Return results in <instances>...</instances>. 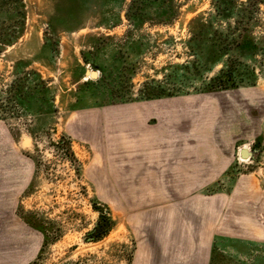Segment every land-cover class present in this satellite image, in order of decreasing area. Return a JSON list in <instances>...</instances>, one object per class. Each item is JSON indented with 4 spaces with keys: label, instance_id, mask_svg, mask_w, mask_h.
Instances as JSON below:
<instances>
[{
    "label": "rangeland",
    "instance_id": "rangeland-1",
    "mask_svg": "<svg viewBox=\"0 0 264 264\" xmlns=\"http://www.w3.org/2000/svg\"><path fill=\"white\" fill-rule=\"evenodd\" d=\"M211 1L190 0L174 26L145 27L146 39L133 44L120 38L126 22L110 33L117 36L112 40L89 36L100 30L91 28L97 20L89 2L0 0V39L10 38L24 21L23 35L0 51V182L19 187L6 218L0 216V264L12 256L5 242L13 243L11 233L19 231L30 233L32 245L22 264H130L135 243L127 207L105 201L107 112L129 107L114 102L142 98L147 80L181 94L137 100L171 103V135L200 134L209 140L221 134L231 141L234 165L207 193L221 190L229 202L230 186L243 177L264 192V4L249 28L252 40L238 38L241 44L227 49L221 39L226 23L190 22L198 14L205 21ZM246 1L235 0L236 11ZM188 61L196 75L185 80ZM225 63L236 65V80L243 86L199 92ZM87 69L98 76L86 75ZM171 74L180 80H171ZM101 76L106 82L100 86ZM142 123L160 125L157 116ZM118 128L129 132L124 123ZM243 147L254 153L250 160H240ZM103 204L110 216L103 214ZM22 216L47 230L45 246L44 233ZM99 227L110 230L95 241ZM211 264H264V243L224 241L214 249Z\"/></svg>",
    "mask_w": 264,
    "mask_h": 264
},
{
    "label": "crops",
    "instance_id": "crops-1",
    "mask_svg": "<svg viewBox=\"0 0 264 264\" xmlns=\"http://www.w3.org/2000/svg\"><path fill=\"white\" fill-rule=\"evenodd\" d=\"M124 104L129 107L107 112L110 143L102 175L106 203L127 207L135 243L130 264H211L215 240L264 243V192L255 182L239 178L229 202L221 190L207 193L234 165L230 140L171 135L169 102ZM149 116L158 117L159 127L142 123ZM121 123L129 132L118 128ZM18 190L16 182H0V216ZM11 234L14 242L5 244L12 256L2 264H22L32 253L31 235Z\"/></svg>",
    "mask_w": 264,
    "mask_h": 264
},
{
    "label": "trees",
    "instance_id": "trees-1",
    "mask_svg": "<svg viewBox=\"0 0 264 264\" xmlns=\"http://www.w3.org/2000/svg\"><path fill=\"white\" fill-rule=\"evenodd\" d=\"M77 3L84 4L87 2L91 3L94 9L92 12V16L97 20V23L91 26L93 29H100L95 33H88L89 36L97 38L101 41H109L114 38H117L116 35H111L110 33L116 29L117 27L123 25L126 22V29L123 35L120 37L125 41V43H133V44H141L146 39L147 34L142 33L145 27L147 28H162L174 26L175 23L180 19L182 14V8L186 5L190 0H74ZM235 0H212V10L208 12L206 20L203 21L202 14L195 15L191 18V23H200L202 22L203 27H210L211 24L215 22H224L226 23L227 34L225 37H221L222 40H227L226 48H234V46H239L241 44V40L238 38H242L244 41L252 40L249 28L255 24L256 21V11L260 8L261 4H264V0H247L243 2L244 6L243 10L236 11L235 9ZM25 15V13H23ZM20 15L23 17L24 15ZM25 19V17H24ZM246 24V25H244ZM23 25L24 21L21 23L19 29L14 30L10 35V38L0 39V51L5 50L8 46L15 44L18 39L23 35ZM244 25V26H241ZM83 26H81L82 28ZM80 28V27H79ZM103 29L104 31H102ZM251 29V28H250ZM239 31L237 34L236 32ZM236 33L233 37L232 33ZM2 38V37H0ZM249 41V42H250ZM48 45L45 42V45ZM57 46V44L55 45ZM259 51V48L256 49ZM264 54V49H263ZM264 57V55H263ZM190 61H188L187 68V77L183 78L187 80L191 77V75H196L190 69L192 66ZM181 65L174 64V68H179ZM183 66V64H182ZM237 67L228 65L227 63L219 70V72L211 79L210 84L200 90L199 92H212L219 90H227L238 88L243 85L237 83ZM177 79L178 82L180 79L175 75L171 74V80ZM15 84L17 83L14 81ZM100 85L105 83L104 76H101L96 81ZM249 86L254 84H247ZM174 90V89H171ZM143 93L142 98H138L130 101H120L114 103H126L133 102L137 100H151L168 96H177L181 95L179 92H167L166 89L162 87V82L157 80L145 81L142 83V88L140 90ZM185 93V92H183ZM103 214L110 216L111 211L109 208L103 204ZM103 216V215H102ZM23 220L29 224L37 228L39 231L44 233V241L42 247L48 243V235L47 230L41 226H34L31 222L30 218L22 216ZM109 220V219H108ZM110 228L101 230L100 227L95 230L100 231L102 233H97L94 237V240H99L101 236L107 234ZM218 246L217 240H215L214 249ZM132 259V258H131ZM130 259V261H131Z\"/></svg>",
    "mask_w": 264,
    "mask_h": 264
},
{
    "label": "water",
    "instance_id": "water-1",
    "mask_svg": "<svg viewBox=\"0 0 264 264\" xmlns=\"http://www.w3.org/2000/svg\"><path fill=\"white\" fill-rule=\"evenodd\" d=\"M86 75H89L91 77H97L98 76V72L97 71H93L90 69H87L85 71ZM240 156L241 158H252L254 156V153L247 147H243L240 150Z\"/></svg>",
    "mask_w": 264,
    "mask_h": 264
},
{
    "label": "built area",
    "instance_id": "built-area-1",
    "mask_svg": "<svg viewBox=\"0 0 264 264\" xmlns=\"http://www.w3.org/2000/svg\"><path fill=\"white\" fill-rule=\"evenodd\" d=\"M240 150H241V149H240ZM240 150H239V151H240ZM240 157H241V156H240ZM241 159H243V158H240V160H241ZM248 160H250V157L248 158Z\"/></svg>",
    "mask_w": 264,
    "mask_h": 264
}]
</instances>
